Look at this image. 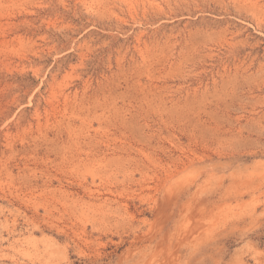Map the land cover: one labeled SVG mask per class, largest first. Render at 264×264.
<instances>
[{
	"label": "rangeland",
	"instance_id": "1",
	"mask_svg": "<svg viewBox=\"0 0 264 264\" xmlns=\"http://www.w3.org/2000/svg\"><path fill=\"white\" fill-rule=\"evenodd\" d=\"M0 264H264V0H0Z\"/></svg>",
	"mask_w": 264,
	"mask_h": 264
}]
</instances>
